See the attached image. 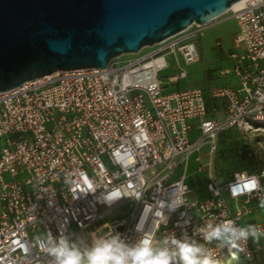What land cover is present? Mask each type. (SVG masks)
<instances>
[{
	"label": "built area",
	"instance_id": "2783aa9c",
	"mask_svg": "<svg viewBox=\"0 0 264 264\" xmlns=\"http://www.w3.org/2000/svg\"><path fill=\"white\" fill-rule=\"evenodd\" d=\"M226 13L237 26L231 65L219 73L229 78L226 84L163 93L166 56L176 70L167 85L187 76L180 60L187 66L199 59L196 43L205 25L192 24L144 56L55 72L0 93V264H51L40 244L46 232L89 242L93 235L120 234L128 243L151 233L155 246L184 233L204 243L195 230L227 220L264 230V220L252 218L261 209L256 193L233 197L228 189L255 175L264 191V171H240L222 184L212 174L219 134L264 133V0ZM206 98L221 103L220 118H208ZM205 145L208 197L198 199L185 172L189 156ZM115 187L125 197L99 202ZM174 189L186 203L169 213L160 200ZM241 246L244 264H264V237ZM206 247L218 264H228L227 248Z\"/></svg>",
	"mask_w": 264,
	"mask_h": 264
},
{
	"label": "water",
	"instance_id": "95a60500",
	"mask_svg": "<svg viewBox=\"0 0 264 264\" xmlns=\"http://www.w3.org/2000/svg\"><path fill=\"white\" fill-rule=\"evenodd\" d=\"M240 0H0V93L55 72L105 68Z\"/></svg>",
	"mask_w": 264,
	"mask_h": 264
},
{
	"label": "clouds",
	"instance_id": "9594fccd",
	"mask_svg": "<svg viewBox=\"0 0 264 264\" xmlns=\"http://www.w3.org/2000/svg\"><path fill=\"white\" fill-rule=\"evenodd\" d=\"M223 180H216L222 184ZM233 197L256 193L259 207L264 209V191L261 190L257 176L252 175L244 181L228 185ZM209 190L219 196L220 190L209 185ZM92 190L89 192H95ZM125 197L119 187L104 191L98 197L99 202L111 205ZM163 209L169 213L184 206L186 201L176 193L175 189L167 194V199L160 200ZM165 217V216H164ZM167 217H165V220ZM204 243L198 242L193 236L184 233L182 237L175 235L164 237L154 246L151 233L143 234L134 243H128L120 234L93 235L89 242L85 238H73L71 234L61 232L54 236L51 232L43 233L40 244L51 264H218L207 244L216 242L219 249L227 248L232 259L238 252H243L242 242L250 238L259 243L264 237V230L257 225L237 226L234 221L207 223L203 228L196 229ZM236 251H233V250Z\"/></svg>",
	"mask_w": 264,
	"mask_h": 264
},
{
	"label": "rangeland",
	"instance_id": "374dc122",
	"mask_svg": "<svg viewBox=\"0 0 264 264\" xmlns=\"http://www.w3.org/2000/svg\"><path fill=\"white\" fill-rule=\"evenodd\" d=\"M236 30V21L229 13H225L206 24L200 31L196 43L199 60L187 66L183 65L180 60L187 76L174 85L166 84L167 77L176 73L172 57L166 56L167 68L159 73L163 93L191 88L206 90L211 86L224 84L225 80L219 77V73L231 65L228 54L234 51L233 39ZM217 42H219V46L216 45ZM150 51V47H142L137 53H125L115 59L124 63L144 56ZM207 101L209 115L220 118L221 105H218V109H213L212 100L207 99ZM216 111L219 113H215ZM196 157L200 158V162L196 161ZM209 159L207 145L188 158L185 184L193 191V196L198 199L208 197L205 184L209 180L207 169ZM212 159V174L216 175L215 171L218 169L224 180L230 179L240 170L260 174L264 171V133L259 131L241 132L234 129L227 131L218 137L217 150ZM198 168H200L199 171ZM261 182L264 186V176L261 178ZM260 214L264 217V210H261ZM228 264H244V261L237 253V258L232 259L231 256Z\"/></svg>",
	"mask_w": 264,
	"mask_h": 264
},
{
	"label": "trees",
	"instance_id": "16d2710c",
	"mask_svg": "<svg viewBox=\"0 0 264 264\" xmlns=\"http://www.w3.org/2000/svg\"><path fill=\"white\" fill-rule=\"evenodd\" d=\"M207 99H210V98H206V105H207V109H208V113H209V106H208V101H207ZM212 100V104L214 105V108L213 109H218V105H221V103L219 102V101H217V100H214V99H211ZM214 116H211V115H209L208 114V118H213ZM230 130H232V129H230ZM230 130H227V131H230ZM235 130V129H234ZM227 131H225V132H222L221 134H223V133H226ZM221 134H219V136L221 135ZM218 136V137H219ZM217 141H218V139H217ZM216 150H217V147H216ZM240 171H244V170H240ZM240 171H237V172H240ZM246 171V170H245ZM236 172V173H237ZM248 173H254V172H249V171H247ZM215 173H216V177L218 178V180H223V182H226V181H228V180H230V179H228V180H224V178L222 177V175L219 173V171H218V169L215 171Z\"/></svg>",
	"mask_w": 264,
	"mask_h": 264
},
{
	"label": "crops",
	"instance_id": "0c3cea01",
	"mask_svg": "<svg viewBox=\"0 0 264 264\" xmlns=\"http://www.w3.org/2000/svg\"><path fill=\"white\" fill-rule=\"evenodd\" d=\"M199 60V59H198ZM221 78V77H220ZM222 80H225V83L224 84H226V83H228L229 82V78H222ZM204 90V89H203ZM207 90V89H206ZM261 210H264V209H260V210H258L257 212H255L254 213V215H253V220H255V221H262V220H264V217L263 216H261V214H260V211Z\"/></svg>",
	"mask_w": 264,
	"mask_h": 264
},
{
	"label": "bare ground",
	"instance_id": "6f19581e",
	"mask_svg": "<svg viewBox=\"0 0 264 264\" xmlns=\"http://www.w3.org/2000/svg\"><path fill=\"white\" fill-rule=\"evenodd\" d=\"M246 1L247 0H240V1L236 2L235 4H233L231 6V8L229 10L238 9V8L242 7Z\"/></svg>",
	"mask_w": 264,
	"mask_h": 264
}]
</instances>
